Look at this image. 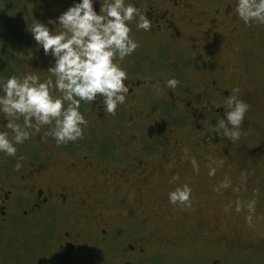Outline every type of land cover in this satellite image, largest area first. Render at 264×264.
<instances>
[{"label":"rangeland","instance_id":"1","mask_svg":"<svg viewBox=\"0 0 264 264\" xmlns=\"http://www.w3.org/2000/svg\"><path fill=\"white\" fill-rule=\"evenodd\" d=\"M71 2L0 0V52L8 39L17 46L14 59H18L17 64L10 61L7 66L0 65V77L33 71L42 80L48 77V58L43 56L42 50L38 52L25 30L26 23L34 19L42 22L55 19ZM227 3V13L215 28L205 23L203 30L198 32L189 20L179 21V26L187 38L201 47L202 55L215 60L209 78L212 80L221 73L225 91L231 93L237 89L239 99L249 98L245 101L249 108L239 140L232 142L222 134L216 135L214 126L218 120H209L211 129L206 124V130L196 135L193 122H189L180 107L182 104L177 97L186 98L187 104L195 105L197 87L206 84L207 67L202 64L206 60L201 62L189 46L180 49L178 45L169 47L159 43L160 38L155 34H145L143 38L133 25L131 35L139 47L124 61L141 60L145 71L142 78H160L154 96L161 102L166 101L161 107L168 111L157 114L165 124L151 126L155 119V112H151L152 121H145L144 126L129 127L128 123L129 128L99 130L97 121L89 117V103L85 102L80 110L88 124L83 138L71 143L87 144L90 150L98 146L107 157L115 152H119L118 156H126L125 161L112 165L100 162L102 156L98 150L95 151L97 155L86 148L81 153L94 156L100 181L97 187L109 203V219L118 220L128 215V210L116 213L122 198L127 208L131 207L142 218L140 222L136 217L135 224L146 225L147 231L165 242L167 249L190 251L187 253L189 261L194 264H264V24H244L235 15L234 0H218L217 8L223 12ZM94 7L99 11V3ZM53 27L59 30L58 26ZM170 78L179 80L174 89L166 87ZM46 126L40 133L47 136ZM123 142L129 144L121 150L119 145ZM148 145H154L155 150ZM184 149L188 150L187 155ZM193 157L199 171L190 163ZM213 160L223 161V165L217 166ZM70 161L73 160L59 156L53 173L62 178ZM139 161H143L142 166L137 164ZM209 167L216 168L214 176L208 175ZM110 173L125 179L132 176L140 179L144 173L149 180L141 183L139 190V184L134 185V182L130 185L113 183L108 176ZM90 175V172L83 174L76 170L72 176L85 179ZM174 176L177 179L173 180ZM225 178L231 181V186L221 188ZM185 183L192 188L190 203L170 204L168 192ZM115 195H119L117 202H114ZM237 199L242 204L239 212L235 210ZM251 200H255V211L248 221L246 205Z\"/></svg>","mask_w":264,"mask_h":264},{"label":"flooded vegetation","instance_id":"2","mask_svg":"<svg viewBox=\"0 0 264 264\" xmlns=\"http://www.w3.org/2000/svg\"><path fill=\"white\" fill-rule=\"evenodd\" d=\"M132 3L152 20L150 31L138 30L141 37L155 34L160 38L159 43L169 47L178 45L182 49L189 46L201 62L206 60L202 63L207 67L206 84L197 87L195 105L187 104L186 98H177L184 116L193 122L196 135L206 130V124L211 129L209 120L223 117L224 109L219 106L230 92L224 89L221 73L212 80L209 78L215 60L202 55L201 47L186 37L179 21L189 20L198 32L203 30L205 23L215 28L227 13L229 3L225 4L223 12L217 8L218 0H132ZM141 62H121L127 72L129 93L126 103L118 107L115 115L89 103V117L97 121L99 130L144 126L145 121H152L151 112H155L151 126L165 124L161 123L159 115L168 111L161 107L166 101L161 102L154 96L160 78H142L145 71ZM3 123L1 117L0 127ZM46 130L49 131L48 126ZM127 144L129 142H123L119 149ZM84 148L93 154L98 150L101 163L113 165L126 160L125 155L118 156L119 152L114 151L107 157L98 146L93 150L87 144L72 145L71 142L58 146L51 136L41 133L17 145L15 158L0 154V264H194L189 261L187 253L190 251L167 249L165 242L147 231L146 225L135 224L136 217L140 222L143 220L134 209L127 208L122 198L116 213L128 210V215L118 220L108 218L109 203L97 187L100 181L94 156L82 155ZM59 156L73 160L66 166L63 179L53 173V165ZM18 162L19 169L16 168ZM137 164L142 166L143 161ZM76 170L91 175L85 179L75 178L72 175ZM142 175L140 179L136 176L125 179L115 173L108 176L113 183L139 184L140 190V184L149 180V176ZM118 197L114 196V202L119 200Z\"/></svg>","mask_w":264,"mask_h":264},{"label":"clouds","instance_id":"3","mask_svg":"<svg viewBox=\"0 0 264 264\" xmlns=\"http://www.w3.org/2000/svg\"><path fill=\"white\" fill-rule=\"evenodd\" d=\"M97 3L99 11L94 7ZM234 12L244 24H264V0H234ZM133 25L136 30L150 31L152 20L132 0H72L55 19L26 23L25 30L38 52L42 50L48 58L49 75L43 80L34 71L0 77V117L4 120L0 127V154L15 158L17 145L40 134L46 125V134L58 146L82 139L88 124L80 110L82 102L115 115L129 93L127 72L121 62L139 47L131 35ZM178 84L175 78L166 81V87L171 89ZM237 91L234 89L219 106L224 109L223 117L214 126L216 135L222 134L232 142L240 139L249 108L237 97ZM183 151L187 155L188 150ZM190 163L199 171L194 157ZM213 163L223 165V161ZM20 166L18 162L16 168ZM215 174L216 168L209 167L208 175ZM230 186L227 178L220 184L221 188ZM191 195L192 188L185 183L168 192V201L172 205H187ZM235 203V210L241 211V201L237 199ZM246 206V219L251 221L255 200L248 201Z\"/></svg>","mask_w":264,"mask_h":264},{"label":"trees","instance_id":"4","mask_svg":"<svg viewBox=\"0 0 264 264\" xmlns=\"http://www.w3.org/2000/svg\"><path fill=\"white\" fill-rule=\"evenodd\" d=\"M12 31V28H11ZM6 43L4 44V49L3 51L0 52V65H2V67L7 66L6 63L8 64V62H14V64L18 63V59H14V50L17 48V46L15 45V43L13 44L11 41H9L8 39H5Z\"/></svg>","mask_w":264,"mask_h":264}]
</instances>
